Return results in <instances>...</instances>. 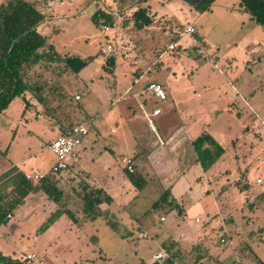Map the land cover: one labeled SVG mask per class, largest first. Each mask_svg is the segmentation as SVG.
<instances>
[{
  "label": "rangeland",
  "instance_id": "obj_1",
  "mask_svg": "<svg viewBox=\"0 0 264 264\" xmlns=\"http://www.w3.org/2000/svg\"><path fill=\"white\" fill-rule=\"evenodd\" d=\"M28 1L47 14L39 31L52 34L57 53L93 59L79 73L60 61L30 69L29 90L0 113V175L17 165L39 182L36 174L57 160L48 147L55 137L80 123L90 133L66 179H58L66 170L55 175L65 190L62 204L75 218L63 215L38 233L58 204L42 191L33 193L0 226V251L25 264H149L169 247L180 253L181 264L264 262V27L239 0H216L203 13L185 0ZM115 2L117 30L110 24L105 32V19L92 15L111 12ZM139 5L156 15L153 25L125 23ZM189 25L195 33L187 32ZM109 42L118 48L114 72L103 51ZM150 81L163 84L167 94L147 105L149 113L161 109L152 118L157 132L139 105L132 111L125 100L113 104L116 96H132L129 87L136 92ZM183 128L194 138L209 132L225 154L207 171L198 160L176 167L164 155L160 168L150 151L134 154L138 133L164 151L160 140ZM125 157L143 171L144 188L124 172ZM102 176L112 184L114 201L103 205L108 210L99 206L92 219L84 212L83 187H101Z\"/></svg>",
  "mask_w": 264,
  "mask_h": 264
},
{
  "label": "trees",
  "instance_id": "obj_2",
  "mask_svg": "<svg viewBox=\"0 0 264 264\" xmlns=\"http://www.w3.org/2000/svg\"><path fill=\"white\" fill-rule=\"evenodd\" d=\"M185 1L193 9L203 13L211 10L216 0ZM239 3L245 11L250 13L252 19L264 27V0H239ZM92 17L95 21L104 18L106 24H114L112 16L103 9L96 10ZM155 17L156 15L150 14L149 6L139 5L131 17L125 20V23L133 21L139 28L149 27L153 25ZM46 20L47 15L31 1L8 0L6 3L0 4V113L7 109L17 96L29 90L27 76L32 67L41 62L60 61L65 62V65L72 71L79 73L93 59L92 56L86 58L80 56L62 57L61 54L57 53L55 45L51 42L52 34L45 35L38 29ZM196 38H199V35ZM179 41L180 39H177V42ZM106 68L114 72L116 59L108 57ZM67 130L68 128L63 130L62 133ZM193 146L197 160L205 171L211 168L226 152L225 148L209 132H204L196 137L193 140ZM124 172L135 187L142 189L147 184V179L142 172L137 170L130 172L127 167H125ZM55 175L57 174L48 171L39 182L35 183L18 166H13L1 174L0 226L9 221V214H12L15 209L24 204V201L31 194L39 191L44 192L48 199L55 201L58 208L40 226L38 233L46 231L64 214L75 218L74 212L62 204L65 190L58 187ZM83 188L84 212L92 219H96L100 215L99 206L102 203L111 204L113 197L103 188L91 187L89 184H86ZM174 207L178 208L181 214L183 213L179 203H175ZM196 247L198 246L193 249ZM167 250L168 255L164 259L154 261L152 264H181L179 263L181 260L180 253L170 247ZM200 257V254H197V258L200 259L197 260L202 261L203 258ZM258 263L264 264L260 258ZM0 264L25 263L19 258H13L0 251Z\"/></svg>",
  "mask_w": 264,
  "mask_h": 264
},
{
  "label": "built area",
  "instance_id": "obj_3",
  "mask_svg": "<svg viewBox=\"0 0 264 264\" xmlns=\"http://www.w3.org/2000/svg\"><path fill=\"white\" fill-rule=\"evenodd\" d=\"M107 11V10H106ZM109 12V11H107ZM109 14L114 19V31L116 32L117 26L119 23V8L117 6V3L115 2V7ZM112 27L110 24L104 25V31L105 32H111ZM187 32L189 33H195L196 29L194 26L189 25L187 27ZM171 48H175V45H172ZM105 53H108L111 55V57H117L118 54V48L112 44L111 42L108 43L107 47L103 49ZM139 95H145L148 98L151 97H157L159 99H167V94L165 91V88L163 84L156 81H151L148 83V85L142 90ZM77 98H80V95L77 96ZM117 101H119L117 98H115V101L113 104H115ZM142 109L145 111V116L147 120L149 121L150 126L154 129V123H153V117L157 116L161 113L160 108H155L153 110V113H149L145 110L144 104H141ZM90 128L86 126L84 123H80L77 125H74L72 128L68 129L66 132L59 134L56 138H54L49 143V149L56 155V162L52 165L49 171H52L55 174H59L60 172H63L67 170L72 164L76 163L81 156V149L84 143L85 138L89 135ZM123 162L125 163V167L130 172L134 171V162L132 157H125L123 159ZM46 174L43 173H37L36 177L41 179ZM259 183L262 182V179L257 180ZM10 219L13 217L12 214H9L8 216ZM166 217L162 216L161 220H165ZM35 254H28V259H35ZM166 257L165 252H159L156 255V259L158 261H161Z\"/></svg>",
  "mask_w": 264,
  "mask_h": 264
},
{
  "label": "crops",
  "instance_id": "obj_4",
  "mask_svg": "<svg viewBox=\"0 0 264 264\" xmlns=\"http://www.w3.org/2000/svg\"><path fill=\"white\" fill-rule=\"evenodd\" d=\"M40 10V9H39ZM41 11V10H40ZM44 13V12H43ZM47 15V14H46ZM43 24V23H42ZM41 24V25H42ZM41 25L38 27L39 30ZM49 35V34H47ZM181 42V41H180ZM134 73H135V70H134ZM143 77V74L141 76H138V75H135V77L133 78V84H137L141 78ZM151 82V81H150ZM149 83V82H148ZM145 84L144 87L142 89H140L139 91H136V92H131L133 88L129 87L126 92H128V90H131L130 93H132V96L131 97H127L125 94L123 95H119V97H115L117 98L119 101L118 102H121L123 100L127 101L126 103V106H127V109L129 108H132V111L134 110L135 111V105L138 106L140 108L141 107V104H144V107H145V110H147V105L150 103V101H152L153 99H155L157 101V97H151V98H148L147 96L145 95H139V93L142 92V90L148 85ZM125 92V93H126ZM117 93V91H115L113 93V95ZM118 95V93H117ZM115 96V95H114ZM113 96V97H114ZM112 97V99H113ZM159 99V98H158ZM116 104V103H115ZM133 106V107H132ZM155 108H159V107H155ZM131 110V109H129ZM144 111V109H143ZM162 113V112H161ZM160 113V114H161ZM133 112H131L130 114V117L133 116ZM144 114H145V111H144ZM159 114V115H160ZM157 115V116H159ZM152 128V127H151ZM153 131L157 132L156 128H152ZM188 132L185 131V128H183V130H180L176 135L175 134H170L168 133L167 134V139L166 141L164 142L163 140H160V144L161 145H164L165 147L163 148L164 151L162 150H156L155 148L152 147V144H153V139H151L150 137H147L145 136V134H140L138 133L136 139H137V144H136V150L134 152V154H140V156H143V154H145L146 151H150V153L153 155L151 156L152 157V160L154 161V163H158V165L160 166H163L165 165V162L163 161V158H164V155H165V158L168 159L169 155L171 157H173V164L174 166L177 167V164H181L180 161L184 160V161H187L188 162L191 160V162L193 163V161H197V155H196V152H195V149H194V146H193V140H195L194 137H192V134L190 136H187ZM198 137V136H197ZM56 138V137H55ZM194 138V139H193ZM80 161V159L78 160V162ZM78 162L75 163L78 164ZM183 164V163H182ZM17 166V165H16ZM74 166V165H73ZM72 167V166H71ZM70 167V168H71ZM68 169L66 170V172H63L61 174L58 175V179H62L65 178L66 179V176L65 175H68L69 172H71V169ZM7 171V170H6ZM173 171V167L171 166L170 164V169L168 170V172H172ZM141 172H143L141 170ZM41 173H44V172H41ZM46 174V173H45ZM103 180L100 182V185L101 187L99 186H96L98 188H103L105 189V191L112 196L111 193V186L112 184L110 183L109 179L105 178L104 176H102ZM103 182V184H102ZM91 183V182H90ZM92 185H94L93 183H91ZM97 185V184H96ZM113 197V201H114V196ZM113 203V202H112ZM111 203V204H112ZM104 204H108V203H102L100 205V207L103 209V210H108V209H104L103 208V205ZM66 207L70 208L69 205H67ZM58 208V206H57ZM56 208V209H57ZM71 209V208H70ZM72 210V209H71ZM19 212V207L17 209L14 210V215L13 217L15 216L16 213ZM66 215V214H64ZM63 216V215H62ZM61 216V217H62ZM12 217V218H13ZM60 217V218H61ZM184 219H186V215L184 216ZM170 236V235H169ZM2 252V251H1ZM166 255H167V251L165 252ZM7 255V254H6ZM11 256V255H10ZM13 257V256H12ZM15 258V257H13ZM154 261V260H153ZM152 261V262H153ZM152 262H150L149 264H152Z\"/></svg>",
  "mask_w": 264,
  "mask_h": 264
}]
</instances>
